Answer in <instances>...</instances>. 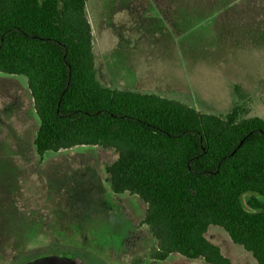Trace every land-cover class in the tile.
Listing matches in <instances>:
<instances>
[{"label":"rangeland","instance_id":"rangeland-1","mask_svg":"<svg viewBox=\"0 0 264 264\" xmlns=\"http://www.w3.org/2000/svg\"><path fill=\"white\" fill-rule=\"evenodd\" d=\"M101 81L142 88L202 113L264 116V0H87ZM13 76V77H12ZM0 73V264L50 254L77 264H206L172 255L149 259L157 246L141 224L147 207L115 195L106 167L113 149L83 146L48 152L34 140L40 122L24 76ZM208 240L231 264H257L226 232Z\"/></svg>","mask_w":264,"mask_h":264},{"label":"trees","instance_id":"trees-1","mask_svg":"<svg viewBox=\"0 0 264 264\" xmlns=\"http://www.w3.org/2000/svg\"><path fill=\"white\" fill-rule=\"evenodd\" d=\"M86 6L87 0H0V73L27 79L40 160L80 146L113 149L118 159L106 167V181L113 194L146 205L141 224L157 242L150 260L177 254L231 264L206 237L217 226L264 264V116L245 117L239 105L226 116L202 113L105 86Z\"/></svg>","mask_w":264,"mask_h":264},{"label":"crops","instance_id":"crops-1","mask_svg":"<svg viewBox=\"0 0 264 264\" xmlns=\"http://www.w3.org/2000/svg\"><path fill=\"white\" fill-rule=\"evenodd\" d=\"M95 61H96V58H95ZM97 66V64H96ZM98 70V68H97ZM12 76V75H11ZM13 77V76H12ZM17 78V76H15ZM98 77H99V73H98ZM99 80L101 81L100 77H99ZM102 82V81H101ZM103 83V82H102ZM106 86V85H105ZM108 87V86H107ZM111 88V87H110ZM29 89V88H28ZM112 89H126V90H132V91H137V92H141L143 94H154V95H157L159 97H164V98H168L166 97L165 95H160V94H157V93H154V87H152V85H148V84H145L143 83V87L142 88H127V87H121V88H112ZM34 103V102H33ZM40 127V125H39ZM38 132V131H37ZM36 139V138H35ZM35 142V140H34ZM35 145V144H34ZM75 148H84L83 146H80V147H75ZM74 149V148H73ZM71 150V149H70ZM35 151H36V147H35ZM62 151V150H61ZM60 152V151H59ZM48 153V152H47ZM37 154V153H36ZM46 155V154H45ZM44 155V156H45ZM38 156V155H37ZM44 158V157H43ZM40 159V158H39ZM50 256H58V257H66L68 259H72L75 261V263L77 264L75 258L72 256V255H69V254H50V255H41L40 257H37L35 258L34 260L32 261H29V262H26L24 264H27V263H30V262H34L35 260L37 259H41V258H45V257H50Z\"/></svg>","mask_w":264,"mask_h":264},{"label":"water","instance_id":"water-1","mask_svg":"<svg viewBox=\"0 0 264 264\" xmlns=\"http://www.w3.org/2000/svg\"><path fill=\"white\" fill-rule=\"evenodd\" d=\"M27 264H76L74 260L66 257L50 256L41 259H37L34 262Z\"/></svg>","mask_w":264,"mask_h":264}]
</instances>
